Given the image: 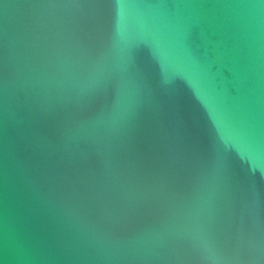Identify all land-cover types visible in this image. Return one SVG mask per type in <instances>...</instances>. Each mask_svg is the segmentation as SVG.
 I'll list each match as a JSON object with an SVG mask.
<instances>
[{
  "label": "water",
  "instance_id": "water-1",
  "mask_svg": "<svg viewBox=\"0 0 264 264\" xmlns=\"http://www.w3.org/2000/svg\"><path fill=\"white\" fill-rule=\"evenodd\" d=\"M0 264H264V0H0Z\"/></svg>",
  "mask_w": 264,
  "mask_h": 264
}]
</instances>
